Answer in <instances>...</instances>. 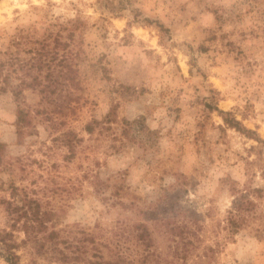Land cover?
<instances>
[{
    "label": "rangeland",
    "instance_id": "rangeland-1",
    "mask_svg": "<svg viewBox=\"0 0 264 264\" xmlns=\"http://www.w3.org/2000/svg\"><path fill=\"white\" fill-rule=\"evenodd\" d=\"M160 4L163 16L153 14ZM246 15L217 0H75L47 11L30 0H0V58L17 56L3 70L7 89H0V124L7 123L5 112L14 117L7 138L0 132V229L24 236L23 216L13 226L17 213H8L6 202L21 205L28 197L47 217L39 234L57 230L60 251L72 256L63 261L57 251L22 243L43 264H221L224 241L236 240L239 258L233 252L224 264H259L264 134L257 125L245 128L242 141H225L197 119L193 143L223 197L201 212L200 201L188 198L201 183L200 169L185 174L157 159L163 147L161 130L149 124L156 99L152 54L137 51L130 33L155 28L169 50L188 57L190 75L193 68L204 75L200 58L216 54L251 78L259 60L248 57L259 53L254 42L264 30L245 26ZM179 103L176 96L162 105L174 125L183 116Z\"/></svg>",
    "mask_w": 264,
    "mask_h": 264
},
{
    "label": "clouds",
    "instance_id": "clouds-1",
    "mask_svg": "<svg viewBox=\"0 0 264 264\" xmlns=\"http://www.w3.org/2000/svg\"><path fill=\"white\" fill-rule=\"evenodd\" d=\"M75 2V0H30L32 5H37L41 10L47 11L53 7H59ZM217 3L225 7L236 5L245 16V26L256 28L258 31L264 30V0H217ZM150 6L154 7L153 4ZM167 11L165 5L156 7V13L161 16ZM230 26L225 27V31ZM132 38L138 45L137 51L149 52L152 54L149 76L152 81L153 92L156 96L155 111L149 124L153 130L160 129V144L163 151L157 159L164 162V166L176 164L185 174L200 169L203 173L200 185L195 190H188V198L198 200L202 204L201 212L207 211L216 205L217 198L223 199L217 193L212 180V172L208 168L209 161L197 154V145H194L192 134L197 131V119L206 121V127L211 129L216 138H224L225 141L243 140L241 133L245 128L253 129L259 126V131L264 134V31H261V38L254 43L260 49L258 54H250L249 61L258 59L259 64L255 68V76L249 78L238 75L239 68L231 62L225 63L224 56L214 55V60L207 57L200 58L199 67L203 68L204 75L196 74V69H192L189 74L188 57L179 49H171L170 44L165 46L161 41V35L155 28L137 26L130 29ZM173 58V59H170ZM163 93V96L160 94ZM179 96V106L183 109V116L179 123L175 125L167 117L165 108L172 98ZM189 102L195 103V108H189ZM251 106L250 108L248 106ZM5 124H0V132L7 138L13 131L12 122L14 117L7 112L4 113ZM239 129V131H238ZM169 130H171L169 134ZM184 133L181 139L180 134ZM226 148L227 143L222 145ZM201 151H204L201 148ZM212 153H209L211 156ZM134 161L130 157L124 167H128ZM205 167L201 168V164ZM219 163V161H217ZM229 207L226 201L217 213V219L224 215L225 208ZM225 233L219 232V239L224 240ZM16 244L21 245L18 249H13L15 256L20 258L19 264H43V262L31 255L30 246H25L22 242L28 237L17 233ZM223 251L220 254L221 264L232 260V253L237 251L240 241L236 243L224 241ZM264 251V245H259L254 249L259 264H264V255H259ZM0 264L9 262L0 256Z\"/></svg>",
    "mask_w": 264,
    "mask_h": 264
},
{
    "label": "trees",
    "instance_id": "trees-1",
    "mask_svg": "<svg viewBox=\"0 0 264 264\" xmlns=\"http://www.w3.org/2000/svg\"><path fill=\"white\" fill-rule=\"evenodd\" d=\"M3 55L2 51H0V56ZM17 59L16 52H11V56L9 58V61L6 63L3 61V59L0 58V89L6 90L7 86L6 84L9 83V73L6 71H3L6 64H9L10 66L14 65L15 60ZM44 60H40L38 67L41 68ZM8 67V66H7ZM15 68H11L10 71H13ZM16 91H19L16 89ZM22 110H19V116L21 114ZM1 145V142H0ZM17 188L15 187L12 191V194L16 193ZM6 208L8 213H17L16 217L14 215V223L15 221L20 218V216H23V221L21 224L20 229L23 231L24 236L28 237L27 241L22 242L23 244L29 243L31 241L33 245L31 247L35 249L36 252H48L51 251L53 254H56V251L61 253V260L68 261L72 258V256H69L65 253H63V250L60 251V248L58 247L57 237H58V231L55 229L49 230L45 234H39V231L42 228H45V221L47 220V217L45 216V213L42 211H39L38 202L35 201L32 198L25 197L24 201L21 203V205H17L12 201L6 202ZM29 206V209H28ZM21 210V211H20ZM20 212V213H19ZM46 232V231H45ZM142 234V233H141ZM48 239L52 241V245L44 247L45 242L39 243V241L42 239ZM20 245L16 244L15 235L13 232H9L6 229H0V255L3 256L9 264H19V257L15 256L13 253V249H18ZM104 262V261H99ZM106 263V262H105ZM188 264V263H183Z\"/></svg>",
    "mask_w": 264,
    "mask_h": 264
}]
</instances>
